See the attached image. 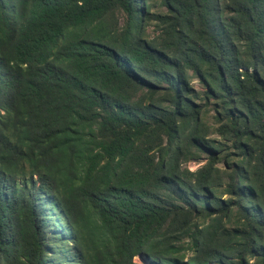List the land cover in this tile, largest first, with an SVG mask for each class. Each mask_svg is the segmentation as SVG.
I'll return each instance as SVG.
<instances>
[{
	"label": "trees",
	"instance_id": "trees-1",
	"mask_svg": "<svg viewBox=\"0 0 264 264\" xmlns=\"http://www.w3.org/2000/svg\"><path fill=\"white\" fill-rule=\"evenodd\" d=\"M160 5L0 0V264H264V0Z\"/></svg>",
	"mask_w": 264,
	"mask_h": 264
},
{
	"label": "rangeland",
	"instance_id": "rangeland-1",
	"mask_svg": "<svg viewBox=\"0 0 264 264\" xmlns=\"http://www.w3.org/2000/svg\"><path fill=\"white\" fill-rule=\"evenodd\" d=\"M153 7L151 8V10H150V12L151 13H156V12H164L165 11V9H164V7L162 6V5H160V0H153ZM117 16H118V18H120V19H122V17H123V13H121V12H119L118 14H117ZM156 22L155 21H149L148 23H147V25H146V32H145V34H144V36L146 37V38H148V39H150V38H152V37H154L155 35H157V33H158V30H156ZM193 84L197 87V88H200V85L198 84V82L196 81V80H193ZM208 123H213L212 122V118H211V114L210 113H208L207 115H206V119H205ZM211 137H214V138H219L218 136H217V134H215V133H212L211 135H210ZM202 156H205V154H202ZM188 165V167H190L191 169H195V168H197L198 167V165H200V163L198 162V161H196V162H190V163H188L187 164ZM217 165H221L220 163H218ZM234 222L233 221H231L230 223H228V225L227 226H231L232 224H233ZM136 260L137 261H141V259L139 258V256H137V258H136ZM210 264H214V263H210Z\"/></svg>",
	"mask_w": 264,
	"mask_h": 264
}]
</instances>
